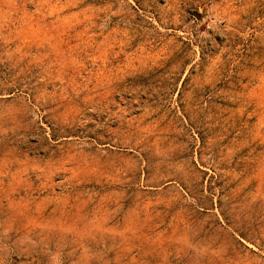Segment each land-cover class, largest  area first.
<instances>
[{"label":"rangeland","instance_id":"obj_1","mask_svg":"<svg viewBox=\"0 0 264 264\" xmlns=\"http://www.w3.org/2000/svg\"><path fill=\"white\" fill-rule=\"evenodd\" d=\"M0 264H264V0H0Z\"/></svg>","mask_w":264,"mask_h":264}]
</instances>
